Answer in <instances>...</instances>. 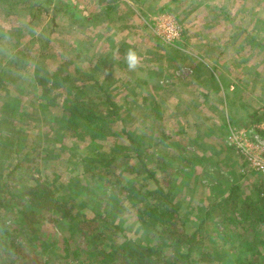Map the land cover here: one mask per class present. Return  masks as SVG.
I'll use <instances>...</instances> for the list:
<instances>
[{
    "label": "rangeland",
    "instance_id": "374dc122",
    "mask_svg": "<svg viewBox=\"0 0 264 264\" xmlns=\"http://www.w3.org/2000/svg\"><path fill=\"white\" fill-rule=\"evenodd\" d=\"M66 1L0 0V84L10 80L9 88L0 93V182L11 187L15 183L33 184L32 177L41 178L59 200H72L73 219L81 221L100 215L110 217L115 225L120 224L125 230L124 236L118 239L120 243L142 242L143 231L137 210L127 204L128 212L120 216L108 214L100 200L97 203L94 201L95 195H103V186L91 187L87 192L81 190V186L94 185L91 181L93 176L98 178L99 169L80 162L79 157L90 155L103 160L106 157L121 159L127 155L133 164H139L135 158L141 154L147 155L146 164L153 171L160 164H167L172 167L171 171H175L181 162L172 159L178 155H193L197 161L188 165L194 167L195 173L189 172L184 180L185 185L178 190L177 199L181 201L179 211L187 221L189 233L201 225L204 214L198 209L210 208L223 195L219 189H215L213 178L217 176L216 173H222L230 184L241 185L245 195H255L257 188L264 184V174L251 171L237 151L225 142L233 130L240 128L254 129L264 138V0H229L232 6L226 8L231 9L232 23H235V41L230 45V51L226 41L223 50L219 47L220 42L212 47L207 45L199 47L203 49L192 50L190 45L197 44L194 35H190L193 29L188 28V22L193 19L200 25L203 21V25L222 26L224 14L214 10L213 5H225L227 0H201L204 6L207 4L211 9L205 10L206 18L200 15L194 17L195 13L185 0L176 4H171L170 0H151L154 6L150 8L148 6L152 3L138 0L140 4L137 2V7L140 8L142 4L143 9L119 22L125 25L121 30L122 35L115 32L116 24L106 26L108 39L98 49L109 48L112 41H119L121 37L125 41L122 42V50L115 49L102 63L99 56L93 63L84 61L83 23L81 21L76 29L69 25ZM86 1L95 5L99 2ZM54 2L58 3L55 8L52 6ZM208 3H212V6ZM197 8H201V5ZM159 9L167 10L159 12ZM241 14L245 15L242 20L245 23L238 19ZM168 22H175L179 26V38L172 44L167 43L163 35L162 26ZM69 31H72V38L68 36ZM74 37L80 42L74 44ZM209 38L213 40L215 36ZM130 53H134L138 59L135 68L129 67ZM205 58L209 60L203 61ZM105 64L113 68L107 66L101 69L100 66ZM181 64L186 66H183L185 69L180 73L183 76L180 79L179 73L173 72L183 69ZM196 65H199L198 69L201 66L215 69L214 80L220 86H235L232 90L235 97L227 105L229 116L226 122L223 123V117L216 109L178 104L177 100L183 104L191 103L187 98L189 92L190 99L197 96L195 91L188 92L184 86L190 75L189 68L194 70ZM233 71H236L234 81ZM39 78L49 81V92L45 93L43 87L38 85ZM178 78L183 84L176 82ZM158 83H161V88ZM104 91L121 105L124 122L113 125L112 133L106 138L90 139L93 133L87 128L79 130L82 133L80 137L71 138L70 133L62 129L66 115L64 108L85 98L100 103L104 99ZM16 99L18 104L14 105ZM197 101L203 103V99ZM207 101L220 102V97L210 95ZM7 107L10 111H5ZM227 110L224 119L227 118ZM157 111L161 115L160 120L154 119ZM188 120L192 122L188 123ZM202 132L206 137L200 135ZM164 135L170 139L161 142ZM17 138L20 144L12 145ZM188 142L193 148H189ZM217 145H221L222 149H218ZM26 153L36 159V164L27 170H15L9 176ZM28 161L29 158H26L25 165H28ZM156 172L160 178L161 173ZM118 175L127 185L136 182L140 189L154 187L147 175L126 176L122 172ZM107 192L106 199L109 196L113 198L107 206L113 207L118 196L112 185L107 186ZM42 213L46 218L53 216L46 211ZM15 215L3 216L0 230L4 226L11 227L19 235L15 241L17 245H30L32 240L28 231H19L13 225L15 222L20 224L18 214ZM63 229V224L59 226L57 222L48 221L40 229L38 241L61 240L65 236ZM202 234L205 238L213 236L211 240L206 239L212 250L222 249L214 227L205 224ZM2 239L11 242L7 235ZM68 242L66 248L58 244L57 250H48L47 245L43 246L46 248H41L43 258L50 264H60L64 259L61 256L68 250L76 254L68 255L70 261L76 258L74 264H88L92 260L88 251L83 249L85 241L77 233L71 235ZM38 245L37 242L32 243L31 248L35 249ZM224 260L227 261L228 257ZM70 261L64 264H71ZM213 264L220 263L215 261Z\"/></svg>",
    "mask_w": 264,
    "mask_h": 264
},
{
    "label": "trees",
    "instance_id": "16d2710c",
    "mask_svg": "<svg viewBox=\"0 0 264 264\" xmlns=\"http://www.w3.org/2000/svg\"><path fill=\"white\" fill-rule=\"evenodd\" d=\"M160 10L159 12H164L167 9ZM48 82L45 78L37 80L45 93L51 90ZM104 93V99L100 103L90 102V99L85 98L76 100L64 108L66 115L62 129L68 131L71 138L80 137L79 134L82 133H79V130L84 128L93 133L90 139L106 138L112 133L113 125L124 122L121 105L108 95V92ZM16 104L18 99L14 105ZM5 111H10V108L7 107ZM158 111L154 119L160 120ZM127 137L131 138L129 135ZM18 138L12 145L20 144ZM169 139L170 137L164 135L161 142ZM217 147L222 149L221 145ZM26 158H29L28 165L24 162ZM79 159L80 162H86L99 169L98 178L93 176L91 181L94 185L81 186V190L87 192L91 187L103 186V195H95L94 201L97 203L100 200L109 211L108 214L120 216L128 212L126 210L129 204L131 208L136 209L143 231L142 242H118L120 236H124L125 230L120 224H113L108 216H91L81 221L73 219L72 200H59L41 178L32 177L33 184L17 185L14 182L10 187L0 182V223L3 216L18 214L20 224L15 222L13 225L17 226L19 231L27 230L32 240L30 245H17L15 241L19 235L15 233V229L4 226V229L0 230V264H50L43 258L41 248L44 250L46 248L43 246L47 245L48 250H57L58 244L66 248L71 235L75 233L85 241L83 249L87 250L92 258L88 264H213L215 261L220 264H264V184L257 188L255 195H245L241 185L230 184L222 173H216L217 176L213 178L216 182L215 189H219L223 195L210 208L199 209V212L204 214L203 218L201 217V225L189 233L187 221L179 211L182 208L181 201L177 199L178 190L185 185L184 180L189 172L195 173L194 167L188 165L197 161L193 155H178L172 159L181 162L179 169L175 171H171L172 167L167 164L158 165L156 171L161 173L160 178L157 177L156 171L147 166V155L136 156L139 164H133V160L127 155L121 159L106 157L103 160L85 155ZM35 162L36 159L31 158L28 153L24 154L9 176L13 175L15 170H27L29 166L36 164ZM120 172L135 177L147 175L154 187L140 189L136 182L127 185L122 176L119 178ZM108 185L113 186L118 196V201L113 207L107 206L113 199L111 196L106 199ZM139 197L142 199L136 200ZM43 211L52 213V218H46ZM48 221L57 222L59 226L63 224L65 236L55 242L44 240L40 243V229ZM205 224L214 227L221 241V250H212L206 243V239L211 240L213 236L205 238L202 234ZM5 235L10 237L11 242L2 239ZM36 242L39 244L37 248H31L32 243ZM183 249L185 251H182ZM65 251L60 264L70 261L69 254L76 256L75 253ZM225 257H228L227 261L224 260ZM74 260L76 258L71 259L70 263L74 264Z\"/></svg>",
    "mask_w": 264,
    "mask_h": 264
},
{
    "label": "crops",
    "instance_id": "0c3cea01",
    "mask_svg": "<svg viewBox=\"0 0 264 264\" xmlns=\"http://www.w3.org/2000/svg\"><path fill=\"white\" fill-rule=\"evenodd\" d=\"M171 4H176L180 0H170ZM67 19L69 21V25L73 26V29H76L82 21L83 23V31H82V43H83V48L82 50L84 51V61H91L92 63L95 61L96 57L99 56L100 60L99 62L102 63L103 61H107V57L111 56V53L114 52L115 49L118 51L122 50L123 43L125 39H122L121 41H112L110 43L109 48H100L98 49L99 45H102L105 43V41L108 39L107 37L109 36L108 31L106 29V26L109 23L116 24V30L115 32L122 35V29L125 28V25L119 22L123 21V19L127 16L131 15H136L137 10L140 11L143 9V5L141 4L140 8L139 6L137 7V2L138 0H99L97 4H92L91 2L88 3L86 0H67ZM145 3L150 4L152 3L151 0H144ZM128 3V4H126ZM185 3L188 4V6L191 7L192 11L195 13L193 16H199L203 18L205 16V10L211 11L210 7L207 6V4L204 6L203 2L201 0H185ZM39 4V2H38ZM129 4L131 7H129ZM138 4H140L138 2ZM170 4V5H171ZM166 5V6H170ZM201 5V8H197L198 6ZM208 5L212 6V3H208ZM53 8L58 6V3L54 2L53 3ZM129 8L128 10L125 9ZM151 6H154V4H150L148 8ZM232 6L230 4V1L227 0V4L225 5H213L214 10H219L223 12V22L222 26H216V25H203V21H201V25L198 22H191L189 21L188 23V28H192L193 30L190 32V35H194V42L197 45H190L192 50H197V49H203L199 47H204L207 45H216V43H219V47L221 49H224V41L227 42L228 44V51H230V45H232L235 41V23H232L233 20V14L231 9H227L226 7ZM137 8V9H136ZM207 8V9H206ZM160 10V9H159ZM231 11V13H229ZM63 16V15H62ZM245 15H240L239 20H243ZM190 18H192L190 16ZM206 18V16H205ZM204 18V20H205ZM125 20V19H124ZM187 20V19H186ZM242 23H245V21H242ZM225 24V25H223ZM99 26V27H98ZM178 26V25H177ZM179 27V26H178ZM98 29V30H97ZM152 29V28H151ZM153 30V29H152ZM69 38H72V31H69ZM213 35L215 38L211 40L209 37ZM210 40V42H207V40ZM74 44L77 42L79 43L80 41L77 40L76 37L73 38ZM124 40V41H123ZM192 40V37H190V41ZM123 42V43H122ZM120 45H119V44ZM122 43V44H121ZM172 44V43H169ZM197 52V51H196ZM95 56V58H94ZM203 61L206 62V60H209L208 58L202 59ZM112 67V65L105 64L101 65L100 68L103 69L105 67ZM181 67L186 66L184 64L180 65ZM180 67V68H181ZM199 65H196L194 70L189 68L190 75L188 77V80L184 83V86L187 87L188 92L189 91H195L197 96L195 98L190 99V94L191 92L188 93L187 98L191 103H186L183 104L181 100H177L179 103L182 104L183 106L187 107H200V108H209L210 109H216L217 113L223 117V123L226 122L228 119V110H227V105L230 100H232L235 96L232 94V90H234L235 86L231 85L230 88H224L225 86H220L219 83H217L214 79V70L211 69L210 67L207 66H201L198 69ZM178 67H176L175 70H177ZM179 69V71H174L173 73H179L180 79L183 77L180 73L184 70ZM1 72V71H0ZM50 72V71H49ZM235 72H232V80L234 81L235 78ZM51 73V72H50ZM52 75L54 74L51 73ZM91 74H93L91 72ZM124 74V73H123ZM91 75H89L90 78ZM9 77V76H8ZM182 83V80L180 81L179 78L176 80V82ZM10 84V80H6L3 84H0V93L6 89H8V85ZM158 87L161 88V83H158ZM226 92V95H223V93ZM219 95L220 97V102L216 103H207V98L211 95ZM198 99H203V103H199L197 101ZM225 109L227 110V118H225ZM201 116V115H200ZM203 116H209V115H203ZM205 121V120H204ZM192 121L188 120V123H191ZM198 125H201V123L198 122ZM187 131V130H186ZM12 134V133H11ZM203 137H206V135L202 132L200 134ZM185 136V135H184ZM173 138V137H171ZM174 139V138H173ZM197 137H195V140ZM190 142H188V145ZM189 148H193V146L190 144ZM195 150V149H193ZM199 211V209H198Z\"/></svg>",
    "mask_w": 264,
    "mask_h": 264
},
{
    "label": "built area",
    "instance_id": "2783aa9c",
    "mask_svg": "<svg viewBox=\"0 0 264 264\" xmlns=\"http://www.w3.org/2000/svg\"><path fill=\"white\" fill-rule=\"evenodd\" d=\"M162 28H164L163 35L166 36L164 39L167 43H173L179 38L177 37L178 26L175 22H168ZM170 31L172 32L170 33ZM225 144L237 151L251 171L264 174V138L256 134L254 129L233 130L227 137Z\"/></svg>",
    "mask_w": 264,
    "mask_h": 264
},
{
    "label": "clouds",
    "instance_id": "9594fccd",
    "mask_svg": "<svg viewBox=\"0 0 264 264\" xmlns=\"http://www.w3.org/2000/svg\"><path fill=\"white\" fill-rule=\"evenodd\" d=\"M137 63H138V59L135 56V54L134 53H130L129 54V67L130 68H135Z\"/></svg>",
    "mask_w": 264,
    "mask_h": 264
}]
</instances>
